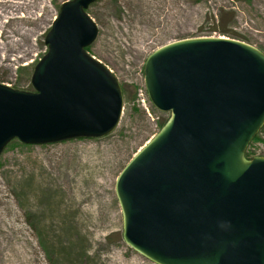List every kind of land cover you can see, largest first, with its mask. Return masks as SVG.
<instances>
[{
	"label": "water",
	"instance_id": "1",
	"mask_svg": "<svg viewBox=\"0 0 264 264\" xmlns=\"http://www.w3.org/2000/svg\"><path fill=\"white\" fill-rule=\"evenodd\" d=\"M97 1L61 6L33 92L0 83V156L16 140H97L118 127L123 88L87 50ZM144 82L169 117L118 176L124 242L154 264H264V157L246 156L264 127V53L225 37L180 40L148 56Z\"/></svg>",
	"mask_w": 264,
	"mask_h": 264
},
{
	"label": "rangeland",
	"instance_id": "2",
	"mask_svg": "<svg viewBox=\"0 0 264 264\" xmlns=\"http://www.w3.org/2000/svg\"><path fill=\"white\" fill-rule=\"evenodd\" d=\"M70 0H0V83L34 91L32 66ZM89 53L118 78L124 110L102 139L49 145L11 142L0 156V264H154L123 240L119 174L160 130L144 84L155 50L180 40L225 37L264 53V0H98ZM264 157V129L248 151Z\"/></svg>",
	"mask_w": 264,
	"mask_h": 264
},
{
	"label": "trees",
	"instance_id": "3",
	"mask_svg": "<svg viewBox=\"0 0 264 264\" xmlns=\"http://www.w3.org/2000/svg\"><path fill=\"white\" fill-rule=\"evenodd\" d=\"M88 51H89V48H88ZM33 69H34V66H32V72H33ZM165 122H166V121H165ZM165 122H163V123L160 124V128H162V127L164 126ZM258 136H259V135H258ZM258 136H257L253 141H256V140L258 139ZM247 157H248V158H252V157L249 155L248 152H247Z\"/></svg>",
	"mask_w": 264,
	"mask_h": 264
}]
</instances>
